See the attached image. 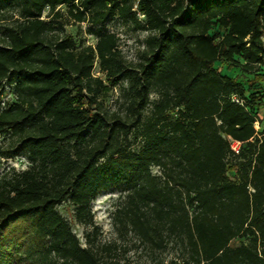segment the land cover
Returning <instances> with one entry per match:
<instances>
[{"label":"trees","instance_id":"16d2710c","mask_svg":"<svg viewBox=\"0 0 264 264\" xmlns=\"http://www.w3.org/2000/svg\"><path fill=\"white\" fill-rule=\"evenodd\" d=\"M11 7L17 17L0 30V166L20 154L28 165L0 176V264H110L57 210L67 202L93 227L90 203L109 190L127 196L116 212L142 240L173 238L186 264H264V90L215 67L264 79V0H0L2 16ZM62 8L94 45L60 35ZM113 18L148 32L136 65L105 27ZM95 63L126 81L124 116L100 106Z\"/></svg>","mask_w":264,"mask_h":264},{"label":"rangeland","instance_id":"374dc122","mask_svg":"<svg viewBox=\"0 0 264 264\" xmlns=\"http://www.w3.org/2000/svg\"><path fill=\"white\" fill-rule=\"evenodd\" d=\"M62 12L63 18L60 21L63 22L64 28L63 32H59L60 35L71 36L76 44L94 45L96 38L89 33V26L86 23L73 22L66 14L64 8H62ZM3 15L0 14V30L2 26L13 23V20L17 17V12L11 7ZM105 27L119 37V49L124 62L136 65L141 60L140 54L144 49V39L148 32L143 29H135L133 25L124 23L116 18L108 20L105 23ZM215 67L221 74L240 81L248 92H261L264 90V79H256L253 74L228 67L222 62H216ZM93 73L96 77H100L107 87V91L97 99L100 106L110 114L118 113L124 116L126 103L123 89L126 87V81L122 79L118 80L117 84H113L112 80H110L111 78L99 70L97 63L94 65ZM12 97V92L7 89V93L2 100H12ZM156 97L153 93L150 95L152 101ZM148 109L144 111V117L149 115ZM92 110L97 111L95 105L92 106ZM126 144H129L131 149L140 147L139 140H134L132 134L129 135ZM27 165L26 157L23 154L12 159H2L0 176L9 168L13 167L15 170H22ZM151 171L153 174L159 175L157 168H152ZM127 201L128 198L125 193H121L119 190L99 193L90 203L94 221L93 227L79 223L74 217L73 206L67 202L59 205L57 210L67 221L71 231L79 238L81 245L85 246V236L90 234L94 241L95 249L103 260L110 264H186V254L181 252L180 247L173 238H170L162 248H158L154 244L142 240L130 228L124 213L117 214L116 212L127 207ZM238 242V240H233L231 245H237Z\"/></svg>","mask_w":264,"mask_h":264},{"label":"built area","instance_id":"2783aa9c","mask_svg":"<svg viewBox=\"0 0 264 264\" xmlns=\"http://www.w3.org/2000/svg\"><path fill=\"white\" fill-rule=\"evenodd\" d=\"M233 99H234L235 101H238V100H237L236 98H234V97H233ZM231 148H232L233 151L238 152V149H239V143H237V142H232V143H231Z\"/></svg>","mask_w":264,"mask_h":264}]
</instances>
